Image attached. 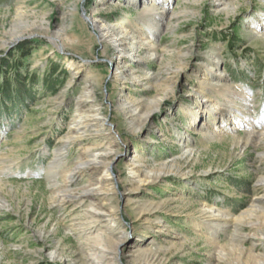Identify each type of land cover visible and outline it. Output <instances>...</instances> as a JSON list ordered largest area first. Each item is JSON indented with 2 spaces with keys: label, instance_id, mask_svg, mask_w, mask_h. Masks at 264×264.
I'll use <instances>...</instances> for the list:
<instances>
[{
  "label": "rangeland",
  "instance_id": "rangeland-1",
  "mask_svg": "<svg viewBox=\"0 0 264 264\" xmlns=\"http://www.w3.org/2000/svg\"><path fill=\"white\" fill-rule=\"evenodd\" d=\"M145 3L0 0V154L11 165L10 172L0 170V264H90L80 249L81 236L67 230L70 217L61 220L48 170L61 153L58 163L65 164L59 168L71 173L84 159V150L97 152L104 144L118 145L113 162L116 183L105 192L110 206L118 209L120 224L129 231L121 253L117 251L120 258L104 264H144L135 250L154 237L162 249L149 255L154 263L146 264H207L220 256L227 264H257L247 255L250 244L243 254L233 251L230 229L220 227L216 233L212 229L218 227H209L201 210L209 204L239 216L248 208L257 177L264 172V164L257 160L264 149V131L252 141L232 119L219 129L211 114L198 119L201 127L192 121L197 109L222 102L212 96L223 90L220 82L209 86L208 74L213 73L215 80L226 78L233 89L251 95L248 107L241 104V114L246 113L257 129L264 125V37L260 32L264 0L165 2L169 6L166 20L150 34L153 51L145 53L137 46L140 58L125 66L139 64L149 70L151 77L140 85L133 76L118 80L115 49L99 40L88 16L95 14L148 36L152 22L141 18ZM60 31L67 40L58 39ZM212 60L219 62V69L210 65ZM51 80L57 82L51 86ZM87 88L91 92L87 109L94 108L106 118L108 128L64 145L76 104L86 98ZM123 90L138 108L133 124V112L121 107ZM209 126L214 128L209 131L213 137L205 134ZM185 137L192 154L184 153L181 141ZM127 155L142 156L136 168L152 172L153 177L168 172L150 186L128 193ZM89 168L70 189L84 192L94 186V176L103 167ZM52 180L62 183L65 178L59 174ZM142 201L159 204L161 209L153 216L142 212ZM158 216H164L160 228ZM144 235L149 241L139 242Z\"/></svg>",
  "mask_w": 264,
  "mask_h": 264
},
{
  "label": "bare ground",
  "instance_id": "bare-ground-1",
  "mask_svg": "<svg viewBox=\"0 0 264 264\" xmlns=\"http://www.w3.org/2000/svg\"><path fill=\"white\" fill-rule=\"evenodd\" d=\"M167 1L168 0H160L158 1L159 3H148L145 0L146 3L143 4L141 18H150V21L152 22L149 25L148 36L145 34V32L140 30L137 31V33H139L136 35L134 34V28L127 30L124 29L123 26H120L119 23L110 24L105 18L95 14L88 16V21L93 26L94 32L98 36L99 40L111 45L115 49L116 66H114V72L117 73L116 76L118 77V80L124 81L127 77L133 76V80L141 85L143 84L144 79L151 77L149 70L141 69L142 67L139 66V64L134 68H125V66L130 60H138L139 54H136L135 51L137 46H142L145 50V53H151L153 51L154 46L151 44L152 41L150 40V34H155V32L158 30V26L164 21V19L166 20L165 15L168 13L169 9V6L165 4ZM219 1L223 2V0ZM260 28V32L262 33L261 36L264 37V24L261 25ZM61 33L62 32L60 31L57 36L58 39L65 38L64 34L62 35ZM131 34L136 36L133 37L134 35L131 36ZM70 41H72L71 38ZM128 53L129 55L127 57L126 55ZM210 65H213L212 67L218 69L220 67L219 62L215 60H212ZM208 75L212 77L209 80L207 79L209 86L211 83H221L223 90L220 89L218 92L214 91L212 96L217 95V97L220 99V101L222 100V102L218 103L217 101H214L212 106H206L203 108V111L199 109L194 111V119L192 121L193 124L201 127V124L199 125L198 123V119L202 118L203 115L209 116L211 114L214 116V120L212 121L213 125L218 129L227 127L228 122L232 119L237 123L236 125L242 127L246 131L249 139L252 141L257 139L264 131V125L261 126L260 129H257L255 122L253 123V121H251L247 115H244L246 113L242 115V109L240 110L241 104H244L243 107L249 106V99H251V95L249 96V94L245 92L239 93V91L233 89L232 85L229 83V81H227L226 78L219 79V81H217L213 77V73H209ZM220 75L223 76L224 74L222 73ZM86 90V98L84 100L79 99L76 104L75 120L71 127L69 126L70 128L68 131V136L67 139L64 140V145L70 142L77 143L82 138H90L92 135L100 133L102 130L108 128L106 118L100 117V113L95 111L96 109L94 108L91 109L89 107L87 109L86 102L91 97V92L89 88ZM204 90L207 89L204 87ZM123 94L124 100L121 102V107L122 109H129V112H133V114L130 115L132 119V116L138 115V108L134 107L135 105H133V101L129 99L127 93L124 90ZM235 114H238L240 118H238V115L235 116ZM145 115L148 117L150 113H146ZM133 123L134 120L132 119L130 124ZM235 128L233 130L238 129V127ZM213 130L214 128L209 126L208 130L206 128L205 134L209 137H213V135L210 134L211 132H209ZM188 143L189 140L186 137L181 141V144L184 146V153L192 154L193 150L190 148L191 146ZM117 146V144H104L101 146V149H98L97 152H93L92 149L84 150V159L79 161L78 165L72 169L73 172L71 173H69L67 168H59L61 165L65 164V162L62 161L58 163V161H60L62 158L61 153H58L55 156L56 162L53 161V166H51L50 170H48V179L51 177L50 180L53 181L51 188L54 193L56 205L60 208L61 220L64 221L70 217L67 224V230L77 234L78 236H81L82 239L80 241V249L87 255L90 264H104V262L107 261H117L121 255H119V252L117 251L120 250L121 253L129 233L128 228L120 224L121 218L119 217L118 209L110 206L108 203L110 198H108L109 196L105 192L107 188H110V190L114 189V185L116 183L114 178L113 162L119 154V152L116 151L118 150L116 149ZM127 156L130 158L127 164L131 169L128 173L130 175L129 177H131V188H127L128 193H133L142 185L146 186L148 184L150 186V184L156 180L163 179L164 175L168 172L161 171L153 177L151 174L152 172H145L136 168L138 160L139 158H143L142 156ZM257 157L258 163L264 164V149L259 151ZM8 160V157H5L4 154H0V161H3L0 170L10 172L11 165L7 163ZM148 160L150 161L151 159H147V161ZM56 163L58 164L56 165ZM92 166L96 168L103 167L102 173L98 176H94L96 180L94 186L92 188L86 189L84 192H75L70 189L78 181V178H80L87 171V168ZM0 173L2 174V172ZM59 174H63L65 178V181L62 183L57 180H52ZM90 194H95L96 197L94 198L90 196ZM142 202L143 203H141L140 209L142 212H147V214L157 215L158 210L161 209L158 206L159 204L155 206L152 202ZM85 203H87V205L84 206L85 208L80 209L79 206ZM67 208L70 209L66 211ZM201 214L208 218L209 227H218L217 229H212L216 233L219 232L218 229L220 227H227L230 229L228 239L230 241V247L233 251L243 254L245 252V245L250 244V249L247 251V255L256 261L257 264H264V172H261L257 177L256 187L254 189V193L252 194L251 202L248 208L239 216L234 215L230 210L219 209L218 207L209 204L202 207ZM163 218L164 216H158L159 220L157 223L159 224V228L161 227ZM115 226H118L122 229L117 231L114 229ZM146 235L141 236L139 242H148L149 238H147ZM156 241L157 239L154 237V239H151L148 243H146L147 245L138 246L136 248L135 252L137 254V258L142 260L144 264L147 262H153V257L149 258V255L156 254L160 251V249H162V244L157 243ZM111 248L114 249V255L112 252H110ZM51 256L56 258L57 253ZM221 257L222 256H220V258L218 257L219 259H216L215 261L210 260L207 262V264H227L221 259Z\"/></svg>",
  "mask_w": 264,
  "mask_h": 264
},
{
  "label": "trees",
  "instance_id": "trees-1",
  "mask_svg": "<svg viewBox=\"0 0 264 264\" xmlns=\"http://www.w3.org/2000/svg\"><path fill=\"white\" fill-rule=\"evenodd\" d=\"M55 82H57V80H51V81H49V84L52 86L53 84H55Z\"/></svg>",
  "mask_w": 264,
  "mask_h": 264
}]
</instances>
